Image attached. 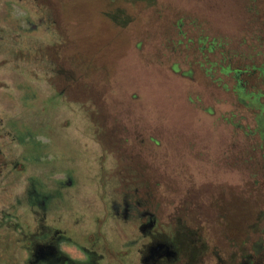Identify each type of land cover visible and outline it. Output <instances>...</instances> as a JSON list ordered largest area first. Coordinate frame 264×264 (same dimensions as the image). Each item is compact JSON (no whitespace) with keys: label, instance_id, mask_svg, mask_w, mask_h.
I'll use <instances>...</instances> for the list:
<instances>
[{"label":"rangeland","instance_id":"obj_1","mask_svg":"<svg viewBox=\"0 0 264 264\" xmlns=\"http://www.w3.org/2000/svg\"><path fill=\"white\" fill-rule=\"evenodd\" d=\"M245 8L244 0H0V129L12 163L0 209L18 218L16 230L0 231V264H21L39 196L74 248L99 249L103 264H145L146 210L119 190L118 171L152 178L163 203L167 167L181 153L231 141L262 149L264 121L247 94L264 91L254 72L264 46L244 43ZM213 39L222 45L211 51Z\"/></svg>","mask_w":264,"mask_h":264},{"label":"flooded vegetation","instance_id":"obj_2","mask_svg":"<svg viewBox=\"0 0 264 264\" xmlns=\"http://www.w3.org/2000/svg\"><path fill=\"white\" fill-rule=\"evenodd\" d=\"M244 3L243 41L262 47L264 0H244ZM101 15L106 21L107 12ZM217 42L213 39L211 45ZM254 69L264 78V60L261 67ZM247 74L250 76V71ZM254 94H260L257 107L264 121V91ZM7 133L3 126L0 179L5 180L12 165ZM235 146L231 141L226 150L181 153L178 166L167 167L169 179L163 203L157 197L152 178L145 181L144 173L138 169L118 171L119 190L132 193L146 210L139 227L142 238L139 250L145 264H264V146L257 150H236ZM18 164L25 167L24 163ZM175 176L178 183L173 180ZM6 181L3 189L10 187ZM39 197V207L30 209L35 214V230L29 235L22 234L20 240L21 264H103L105 255L99 249L74 248V240L50 221L52 215L46 199ZM15 219L18 218L0 209V231L8 227L16 230L18 226L11 225ZM95 239L94 234L88 237L89 242Z\"/></svg>","mask_w":264,"mask_h":264},{"label":"trees","instance_id":"obj_3","mask_svg":"<svg viewBox=\"0 0 264 264\" xmlns=\"http://www.w3.org/2000/svg\"><path fill=\"white\" fill-rule=\"evenodd\" d=\"M222 44H220V46H221ZM215 44L213 45V46H211V48H210V50L212 51V50H214L215 49ZM227 72H230V70L229 69H227V71H226V73ZM239 74H240V72H238V74H237V77H239ZM241 85H243V87L241 86ZM239 87H241V90L244 92L245 90H246V87H245V84H244V82L242 83V81H239ZM252 94H254V93H252ZM250 96H254V98H252L251 100H252V102L254 103V104H256L257 106L259 105V97H260V94L258 95V94H254V95H250V94H247V97H250Z\"/></svg>","mask_w":264,"mask_h":264}]
</instances>
